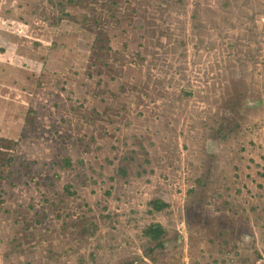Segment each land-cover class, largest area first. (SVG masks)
I'll list each match as a JSON object with an SVG mask.
<instances>
[{
	"label": "rangeland",
	"instance_id": "374dc122",
	"mask_svg": "<svg viewBox=\"0 0 264 264\" xmlns=\"http://www.w3.org/2000/svg\"><path fill=\"white\" fill-rule=\"evenodd\" d=\"M0 264H264V0H0Z\"/></svg>",
	"mask_w": 264,
	"mask_h": 264
},
{
	"label": "trees",
	"instance_id": "16d2710c",
	"mask_svg": "<svg viewBox=\"0 0 264 264\" xmlns=\"http://www.w3.org/2000/svg\"><path fill=\"white\" fill-rule=\"evenodd\" d=\"M184 93L186 95H190V92L184 91ZM149 205L151 207L152 210L154 211H162L164 209H166L167 207H169V204L166 203L163 200L160 199H153L149 202ZM166 231L163 228L162 225L160 224H151L150 226H148L144 231L143 234L149 238L152 241L158 242L164 235H165ZM157 246H162V243H158Z\"/></svg>",
	"mask_w": 264,
	"mask_h": 264
},
{
	"label": "flooded vegetation",
	"instance_id": "af4514ba",
	"mask_svg": "<svg viewBox=\"0 0 264 264\" xmlns=\"http://www.w3.org/2000/svg\"><path fill=\"white\" fill-rule=\"evenodd\" d=\"M162 238H163V237H162ZM162 238H161V239H162ZM159 241H160V240H159ZM159 241H158V242H159Z\"/></svg>",
	"mask_w": 264,
	"mask_h": 264
}]
</instances>
